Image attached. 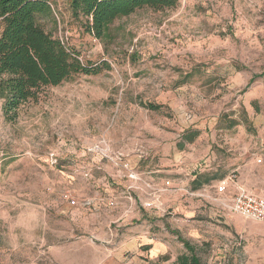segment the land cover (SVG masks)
Wrapping results in <instances>:
<instances>
[{
    "label": "rangeland",
    "instance_id": "obj_1",
    "mask_svg": "<svg viewBox=\"0 0 264 264\" xmlns=\"http://www.w3.org/2000/svg\"><path fill=\"white\" fill-rule=\"evenodd\" d=\"M52 8L44 30L109 69L44 89L13 121L0 100V264H175L189 235L216 238L195 246L200 264H264V222L212 186L234 173L264 189V0L142 9L104 43L69 0Z\"/></svg>",
    "mask_w": 264,
    "mask_h": 264
},
{
    "label": "trees",
    "instance_id": "obj_2",
    "mask_svg": "<svg viewBox=\"0 0 264 264\" xmlns=\"http://www.w3.org/2000/svg\"><path fill=\"white\" fill-rule=\"evenodd\" d=\"M178 0H69L70 17L85 33L101 42L112 38L111 25L136 11L172 9ZM53 0H0V100L2 112L13 121L18 110L35 102L41 91L59 86L72 76L97 75L104 66L82 63L78 53L67 48L58 38L42 27L43 21L55 22ZM264 75V72L261 76ZM253 79L249 83L252 82ZM150 110L158 106L148 105ZM237 123L229 122L228 128ZM198 132L182 135L183 143H192ZM182 143V144H183ZM180 145L179 148H181ZM227 177V176H226ZM225 178V177H224ZM224 178L214 182L213 187ZM206 180L205 183H208ZM204 182L195 179L196 191ZM177 236V233H173ZM185 254L175 264H200L196 250L188 241L177 237Z\"/></svg>",
    "mask_w": 264,
    "mask_h": 264
},
{
    "label": "built area",
    "instance_id": "obj_3",
    "mask_svg": "<svg viewBox=\"0 0 264 264\" xmlns=\"http://www.w3.org/2000/svg\"><path fill=\"white\" fill-rule=\"evenodd\" d=\"M256 163L261 164L262 159L258 158ZM230 186L234 187V192L230 196L229 203L225 204L224 208L244 219L253 222H264V189L260 194L248 190L245 186L237 184V176L234 173L217 183L214 189L216 194L223 195ZM64 197L68 198L67 195Z\"/></svg>",
    "mask_w": 264,
    "mask_h": 264
},
{
    "label": "crops",
    "instance_id": "obj_4",
    "mask_svg": "<svg viewBox=\"0 0 264 264\" xmlns=\"http://www.w3.org/2000/svg\"><path fill=\"white\" fill-rule=\"evenodd\" d=\"M237 184H240V185H243V184H241V183H239L238 182V180H237ZM243 186H245L248 190H251V191H253V192H255V193H258V194H260L261 193V191L262 190H256V189H252V188H249L248 186H246V185H243ZM230 189H231V193H229V196H231L232 194H233V192H234V187L233 186H230ZM227 191H228V189L226 190V192L225 193H227ZM184 240H186V241H188L191 245H193L194 247L195 246H197L198 244H201V243H199V241L200 240H202L201 242H205V243H209L208 241H205V240H211L213 243H215V240H216V238H214V239H207L206 238V236H203V237H199V236H197V238L195 237V236H190L189 235V237L187 236V239H184ZM214 240V241H213ZM195 250H196V247H195ZM197 257H198V255H197Z\"/></svg>",
    "mask_w": 264,
    "mask_h": 264
}]
</instances>
